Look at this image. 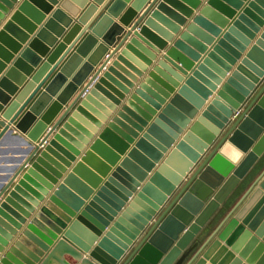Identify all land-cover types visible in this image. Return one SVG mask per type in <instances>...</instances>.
I'll return each mask as SVG.
<instances>
[{
	"label": "water",
	"instance_id": "95a60500",
	"mask_svg": "<svg viewBox=\"0 0 264 264\" xmlns=\"http://www.w3.org/2000/svg\"><path fill=\"white\" fill-rule=\"evenodd\" d=\"M91 1L0 0V21L17 4L0 40L31 2L58 5L0 79V151L24 147L0 180V264H264V167L225 210L264 157V0H108L24 99L62 48L39 40ZM131 46L155 61L135 87L117 62L99 77Z\"/></svg>",
	"mask_w": 264,
	"mask_h": 264
},
{
	"label": "crops",
	"instance_id": "0c3cea01",
	"mask_svg": "<svg viewBox=\"0 0 264 264\" xmlns=\"http://www.w3.org/2000/svg\"><path fill=\"white\" fill-rule=\"evenodd\" d=\"M108 0H105L99 7H97V11H95L96 9H94V11L92 10V12L89 14V16L82 22V24H75L77 27V29L75 31H72V32H68L66 33L65 37L61 40H57L56 41V31H52L51 32L49 31L48 32V36L44 38V40H39V44L41 46H43V48H45V50L48 49L49 47V44H58L57 46L59 47V45L62 46L61 50L55 55L54 58L50 59V61H48L47 64H44L43 66H45L44 68H40L35 74L33 77H35L34 79V82L32 83V86L31 88L29 89V91L26 93V95L24 96V99L26 98V96L28 94H30V92L33 90V87L39 82L41 81L40 79H42V77L49 71V69L52 67V65L54 64L53 62L60 56H62L66 51V49H68L69 47V44L74 41L77 36L81 33L82 31V28H83V24H86L88 25L91 21H93L95 19V17L98 15L99 13V9H101V7L103 5H105V3L107 2ZM133 1V0H132ZM59 3H61V1H59ZM89 3H92L91 0H89ZM47 4V3H46ZM74 8H76V3H74ZM16 6L17 4L14 5V8L11 9L9 11V14L5 16V18L3 20L0 21V31L1 28L3 27L2 25H4L6 22H9V18L14 14V12H16ZM47 6H49V4H47ZM97 6V5H96ZM129 5H127L128 7ZM42 7L43 5L41 4V6H39L38 4H36V2H31L30 4L27 5V7H25L23 9L22 12H20V17H18L16 20H14L12 23H11V28L10 30H7V31H3V38H1L0 40V79L5 75V72L12 67L13 65V62L16 60V58L21 54V52L26 49L28 47V44L32 41V39H34L36 36H37V33L41 30L42 26L44 25L45 22L48 21V19L51 17V15L54 13V11L56 10V8L58 7V5L56 6H53V7H49V9L47 10L48 12L42 10ZM66 15V20L64 21V24H60V23H57V28L58 29H61L62 26H64L67 21L71 18V16L69 14H65ZM233 20V19H232ZM115 22L117 21L114 20ZM75 22V21H74ZM232 22V21H230ZM56 28V30H57ZM99 32L100 33H107V29H108V26L106 24H102L101 27H99ZM107 31V32H106ZM89 32V31H88ZM87 32V33H88ZM64 36V34H63ZM62 36V37H63ZM61 37V38H62ZM93 38H95L93 36ZM96 39V38H95ZM61 40V42H59ZM216 41V40H215ZM101 42V39H96V43L94 45H92V43H88L85 44L86 45V48L85 50H88L87 51V55L86 57L83 59L86 60L87 56H89L90 54H93V51L96 49V47L100 44ZM124 45L121 46V48L117 51L116 53V57L120 55V53H122L123 51H125V49L127 48V46H130L129 45V39L127 41H125L123 43ZM40 45H38V47L40 48ZM51 48V47H50ZM131 48L134 50L133 51H126V55L124 56H121V60L122 61H117V58L116 57H113L111 60H109L110 62H108V64L102 69V71L100 72V75L99 77L101 76V74L108 69V67H112L113 66V63H118L119 66L130 76L126 75V73L122 72V70H120L118 67L117 68H113L114 71L118 74H120L123 78H125L126 80H128V82L132 85V86H136L141 80L142 78L145 76V73L143 74L144 70L146 71H149L151 69V67L154 65L155 61L154 60H151L149 59L141 50L137 49L135 46H131ZM211 48V47H210ZM209 48V49H210ZM113 48H109L108 52H111ZM208 49V50H209ZM51 50L52 48L50 49L49 53H50V58H51V54H53V52L51 53ZM33 53L39 57L40 54H38V50H32ZM48 53V54H49ZM71 53V52H70ZM153 53V52H151ZM140 55V56H139ZM205 55V54H204ZM202 55L201 58L204 56ZM105 57L107 58L106 55L104 56H100V58L98 59V62L96 63L95 66H93V71L90 72L89 76L92 75V73L95 71V70H98L100 68V65L102 63H104V60H105ZM83 61H82V64L80 65H77L75 67V70L73 71V73L71 75H73L74 73H78L82 68V65H83ZM149 63V64H148ZM41 70V71H40ZM35 71V70H34ZM40 72L38 75L39 76H35L37 75V73ZM34 73V72H33ZM142 74L141 77H139V75ZM89 76L86 78V80L84 81L87 82L89 79ZM137 81L135 82V80H133L132 78ZM30 77L27 79L26 82H31L30 80ZM69 79V78H68ZM70 80V79H69ZM68 80V81H69ZM12 88L13 89H16L17 88V83H10ZM61 83H58L57 85H60ZM63 84V83H62ZM62 84L60 85V88H62ZM67 84V83H66ZM1 90H3V94H4V100H6V98L8 97V95L10 94L7 90L3 89L2 87H0ZM22 89V87L18 88V91L17 93ZM17 93L15 94V96L17 95ZM13 96L11 101L9 102V104L15 99ZM47 97V96H46ZM8 99V98H7ZM22 99L21 101L17 102L16 103V100L13 101V104H16V108H14L13 112L11 113L13 115V113L17 110V108L21 105L22 101L24 100ZM91 99L93 100V103L92 102H88V106L90 108H92V110L94 112H96L97 114H99L100 117H103L104 120L107 119V117L104 116V112H100L98 110V107L95 106V104H97V106L99 107H102L104 110H106V108L100 104L94 97H91ZM3 101L0 100V104L3 103ZM95 103V104H94ZM47 107V106H45ZM45 110V108H44ZM44 110L41 112V115L42 113L44 112ZM84 112H87V114H89V116H91L93 119H94V122H97L99 123L100 126L104 127L106 122H101L102 120L99 119L98 116H95L93 114V112H90L88 109L86 110H83ZM107 111V110H106ZM108 112V111H107ZM109 113V112H108ZM0 120H3L2 116L0 115ZM4 121V120H3ZM37 121V119H36ZM35 121V122H36ZM85 121V120H84ZM34 122V123H35ZM88 122V121H87ZM7 123V122H6ZM89 126L94 129L95 132H97L95 134L94 131H91L93 132L90 133L92 134L91 137L93 136V139L91 141H89V143H91L94 139L97 140V136L100 134V132L102 131V129H100L98 131V129L96 128V126L94 125L93 122H89L88 123ZM34 125V124H33ZM32 125V126H33ZM101 127V128H102ZM10 129H13L12 126H10ZM87 130V129H86ZM89 132V131H88ZM15 133V132H14ZM45 133V132H44ZM43 135V134H42ZM41 135V136H42ZM40 136V137H41ZM53 136V135H52ZM52 136L49 138V140L52 139ZM87 137V136H86ZM85 139V138H84ZM48 140V141H49ZM88 141V140H87ZM8 145L6 147H1V151H0V180L2 179L3 175H5V171L7 169V167L11 166V164L14 162L15 159H17L19 156H21L22 154V151H23V148L24 147H20L18 146V143H19V140L16 139V138H13L11 137L9 140H8ZM44 148V146H43ZM41 148V149H43ZM88 149V145H86L85 147V150ZM83 152H81L80 156L82 155ZM124 156V155H123ZM122 156V157H123ZM51 160H54L55 159L51 156H48ZM121 157V158H122ZM79 161V157L76 158L75 162H78ZM264 161V160H263ZM57 162V161H55ZM75 162H72L71 163V166L69 167V169L66 170V173H68L70 171V169L72 167H74V165L76 164ZM58 164V163H57ZM119 164V162L116 164V166ZM60 166H62L61 164H59ZM112 167L111 168V171H113L115 169V167ZM62 168H64V166H62ZM256 170V169H255ZM255 173V171H254ZM64 176V175H63ZM252 177V175H251ZM250 177V178H251ZM248 179L247 182L245 183V185L251 181V179ZM247 187V186H246ZM243 188H245V186L243 185V187L239 190L238 194L235 195L233 197V199L228 203V205L230 204H233V202L235 201V199L239 198V196L242 194L243 192ZM246 189V188H245ZM244 189V190H245ZM234 200V201H233ZM37 211V210H36ZM33 215L31 214V217ZM220 219V218H219ZM218 219V220H219ZM67 258V257H66Z\"/></svg>",
	"mask_w": 264,
	"mask_h": 264
},
{
	"label": "rangeland",
	"instance_id": "374dc122",
	"mask_svg": "<svg viewBox=\"0 0 264 264\" xmlns=\"http://www.w3.org/2000/svg\"><path fill=\"white\" fill-rule=\"evenodd\" d=\"M264 157H263V159L260 161V163L256 166V170H254L255 171V173H254V171H253V173L251 174L252 175V177L250 178L251 179V181H253V179H255V177H256V175L260 172V170L264 167ZM196 170V169H195ZM251 181L250 182H248L246 185H244L245 186V188H246V186H248L250 183H251ZM245 188H243V191H244V189ZM237 200V198L235 199V201ZM234 201V200H233ZM234 201V202H235ZM233 202V203H234ZM232 204H230V205H226V207H225V210L227 211V209L231 206ZM224 214V213H223ZM223 214L219 217V218H222L223 217ZM218 218V219H219ZM217 221L218 220H216V222H214V224H216L217 223ZM214 224H213V226H214Z\"/></svg>",
	"mask_w": 264,
	"mask_h": 264
},
{
	"label": "clouds",
	"instance_id": "9594fccd",
	"mask_svg": "<svg viewBox=\"0 0 264 264\" xmlns=\"http://www.w3.org/2000/svg\"><path fill=\"white\" fill-rule=\"evenodd\" d=\"M238 152H239V150H238Z\"/></svg>",
	"mask_w": 264,
	"mask_h": 264
}]
</instances>
